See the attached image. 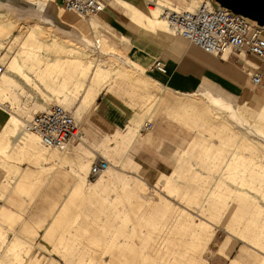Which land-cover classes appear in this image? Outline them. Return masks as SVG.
I'll use <instances>...</instances> for the list:
<instances>
[{
    "label": "bare ground",
    "instance_id": "bare-ground-1",
    "mask_svg": "<svg viewBox=\"0 0 264 264\" xmlns=\"http://www.w3.org/2000/svg\"><path fill=\"white\" fill-rule=\"evenodd\" d=\"M117 1L129 12L131 21L149 31L153 30L152 32L160 34L167 41L173 40L171 35H174L167 22L161 18V11L163 8L175 11L174 8H167V4L155 0L146 15L128 2ZM202 1L191 0L186 4L185 10L195 8L196 4ZM239 4L240 1L237 0L234 7H238ZM0 14L3 16L4 12L0 11ZM4 17L6 18L5 15ZM4 17L2 19H5ZM10 20L0 19V58H2V50L6 53L9 49L3 45V40L13 39L10 34L13 19ZM79 24L81 30L84 29L82 32L85 33L88 28L89 32L94 35L92 37H95L92 42L96 40L105 50L106 42L104 43L101 35L97 33L96 21H88L86 28L83 23ZM43 32V27L36 23L31 26L17 53L11 55L4 63L5 70L0 76V128L7 136V142L0 146V156L3 158L10 157V160L20 161L25 157V161L33 160L41 165V162L47 164L53 159L50 157L52 155L47 153L50 150L48 151L39 143L37 135L24 130L26 119L20 118L5 106L6 100L11 95L10 91L16 88V77L23 83L32 85V88L33 86L37 89L42 87L45 91L47 89L50 92H46L44 102H53L54 105L66 109L73 103V99L68 97V92L79 94L82 91L72 113L73 117L78 120H83L84 115L94 105V99L116 78H126L140 88L148 98L149 108L155 101L163 99L164 91L170 92L140 72L133 62L129 73L126 69H122L121 65L119 66L116 58L111 63L118 64V66L108 67L103 65L102 61L98 62L99 60L92 56L93 51L87 46L77 45L69 39L52 36L49 37L48 42L44 43L41 39ZM82 39L90 43L85 36H82ZM41 48H47V51L50 50L57 54L52 58H43L38 55L39 50L37 51ZM106 53L111 58L115 57L113 53L110 55L109 52ZM226 56L224 53L223 58ZM122 65L125 66V64ZM40 93L43 96L44 92ZM181 96L184 98L168 100L171 103L170 114L187 130H194L195 135L187 143L186 148L179 153L173 170L167 175L157 173L152 187V191L158 196L157 201L143 198L142 195L147 191L143 182L145 177L128 176L123 173L121 184L111 185L110 176L112 175H107L111 168L109 166L104 175L101 174L99 179L97 178L98 180L88 183L86 175L83 177L91 163L90 157L86 154L90 153L93 159L97 157L96 152L88 150L83 145L80 136L76 146L71 145L69 148V144L63 152L52 150L53 153H64L62 157L55 156L59 158L61 165H68L72 176H76L75 181L67 176V179L75 183V187L72 192L73 196H70L69 203L63 205V209L77 201L78 195H82L83 201L76 208L72 223L75 225L82 218L86 221V217L92 214L93 220L89 222L91 227L94 226L103 232L99 235L79 234L80 238L72 240L66 235L50 231L54 235L48 233L44 237L51 238V245L56 247L54 250H43L42 253L47 255L56 253L60 260L56 262L52 256H48L44 264H206L208 258L201 260L199 257L200 259H197L196 255L207 251V245L214 236L213 221H222L223 226L230 232H226L227 234L241 240L255 253H261L257 264H264V208L259 203L260 198L264 201V164L260 158L255 160L242 153V151L256 149L255 143L250 140L248 134H264V104L249 107L245 101H241L234 108L232 103L221 95L207 90ZM37 107L39 110L44 109L41 104ZM167 116L170 118V115ZM235 126L239 128L235 130ZM136 136L137 131L131 126H127L123 133L115 129L111 138L108 137L102 145L112 140L118 142L117 155L121 154L126 164H134L147 175L145 167L126 158L123 154ZM197 163L203 169L208 170V173L197 172L195 167ZM48 164L49 168L55 165ZM44 168L47 169V166ZM210 172L215 173V176H211ZM58 173L62 174L60 171L56 172ZM117 173L121 174V172ZM160 179L164 180L163 190L167 196L173 195L181 200L183 203L181 207L171 204L161 196L157 188ZM227 181L238 185L237 190L231 189L234 186L229 188ZM63 183L62 181L61 186ZM51 184L54 189L55 182ZM106 191H115V194L107 199L104 195ZM126 203H134L141 208L137 217L132 221L133 225L129 227L131 233L128 234L124 230V222L132 218L135 210L131 206H126ZM85 206L87 211H85ZM106 215L110 217V220L105 218L103 221L102 217ZM80 216L83 217L79 219ZM56 217L59 221L62 215L58 214ZM114 218L119 219L117 223H113ZM6 219H10V215L0 207V264H25V262L40 264L39 256L29 249L33 243L21 236L20 232L32 233V238L43 228V222L39 220L32 226L33 224L28 223L26 219L20 230L16 232L6 228L3 224L8 225ZM79 224L76 228L80 232L87 231ZM108 230L109 233H107ZM88 238L89 241L85 242L84 239ZM158 245L163 249L158 250L156 248ZM95 247H100V249H94ZM99 250L103 256L99 255Z\"/></svg>",
    "mask_w": 264,
    "mask_h": 264
},
{
    "label": "rangeland",
    "instance_id": "rangeland-1",
    "mask_svg": "<svg viewBox=\"0 0 264 264\" xmlns=\"http://www.w3.org/2000/svg\"><path fill=\"white\" fill-rule=\"evenodd\" d=\"M62 1L63 0H33V1L32 0H0V11L1 13L4 12L3 16L2 14H0V19L1 20L13 19L12 21L13 27L10 31V34L11 36H13V39L6 38L3 40L4 41L3 45L5 47L6 46L9 47L8 52L6 53H5V50H2V54H1L2 58H0V65H2L4 70H5L4 63L7 62L8 58L11 55H14L15 53H17L18 49L20 48L19 47L20 44L23 42L26 34L29 32V28L36 23L37 25L43 27L44 32H43L42 38L41 37L40 38L44 41V43L48 42L47 40L49 39V37H52V36H56L57 38H61V39H64V38L69 39L73 41L74 43H76L77 45L85 46V47L87 46L89 49H91L93 51L92 56L96 57L99 60L98 62L102 61L103 65L105 66H108V67L118 66V64L114 65L111 63L112 61L114 62V59L116 58V61L119 62V66L121 65L122 69H126L127 72L129 73L131 69L130 68L131 63L133 61H138L140 62L139 64L141 65L139 71L145 75H148V73L146 72L148 65L146 64L144 65L141 63L140 61L141 53H139L137 49H132L130 43H126L122 41L119 38L118 34L114 33L113 31L105 27L98 20L97 16H90L87 18H82V17L77 16L74 13L64 12L61 7ZM122 1L128 2L132 4L133 6H136V8L141 10L144 14L148 15L146 7L144 5L145 0H122ZM224 1H227L231 3L232 5L237 2V0H224ZM102 2L105 8L108 7L109 9L114 10V11L118 10V17H119L118 20L122 24L130 28L134 33L132 34L131 37L132 38L135 37L139 30L138 28L136 29L133 28V25L129 21L130 18L126 14V10L123 7L119 6V4H117V0H102ZM159 2L165 5L167 4L166 5L167 8L176 7L180 10H183V9H186V4L188 2H191V0H160ZM197 5L198 4H196V6ZM4 15L6 16V18L4 17ZM3 17L5 19H2ZM90 20L96 21L98 25L97 33L101 35V38H103L104 43L106 42L105 50H103L104 48L102 46L100 47L99 52H97V50L92 49V44H93L92 40L95 37H92L93 34L89 32L88 28H86L87 23ZM79 23H83L84 27L86 26L85 28L87 32L86 31L85 33L82 32L84 29L81 30V28L79 27L80 25ZM167 32H169V30ZM148 35H150V38L152 39H157L156 36H154V34L149 33ZM82 36H85V38L88 39L91 44L83 40ZM171 37L175 39L176 36L174 37L171 35ZM6 41H8V43H6ZM47 50H48L47 48L37 49L38 55H40L43 58H52L55 54H57L53 51L50 52V50L49 51ZM106 52H109V55L110 53H113L115 57L114 58L112 57L113 58L112 59L111 56H108V53ZM230 56L235 57L233 55H230ZM251 58L253 57L241 58L242 63L245 62L247 65L254 68L256 63L253 62ZM122 64H125V66ZM16 80H17V85L15 86L16 88L14 87L15 89L10 91L11 95L9 96V99L6 100L5 106L7 109L14 112L20 118L26 119V121H28L33 114H38L44 111L45 109L54 105L53 102H48V103L44 102V99H45L44 96L45 94H47L46 92L48 93L50 92L47 89L45 91V89H43L42 87H40V89H37L34 86L32 88V85L23 83L18 77H16ZM110 84L112 85V88L110 89L108 87L104 88L99 98L104 95L109 96L114 102L124 107V109L126 110L125 112L127 116L129 117L128 123L126 124L124 128H121L119 130L120 133H123L126 130L127 126H131L136 129L137 131L136 139L137 141H139L141 137L144 136V134L146 135L148 133L150 134L151 132H155L156 130L160 129V126H162L164 129L168 130V132L169 131L171 132V133H168L170 136V139L172 140V142L170 143L172 144L171 147L174 148V152L176 153L181 151L183 148H185L187 143L190 142L192 137H194L195 135L194 130H190V129L187 130V128H185V126L180 121H177V119H175L170 114L169 107L171 103L168 100L184 98L180 94L164 91L163 99L155 101L154 104L149 108L147 96L146 98H143L142 92L138 89H135L126 78H116ZM28 85L31 87H29ZM41 91L44 92L43 96L40 93ZM68 93H69L68 97L73 99V103L69 105L67 109L66 108L64 109L67 110L70 114H72L79 98L81 97L82 91L79 94H74V92L72 91H69ZM195 97L197 98L199 96H195ZM96 98L94 99V103L97 102L99 99L98 98L96 101ZM223 98L229 101L230 103H232L234 108H236L237 104L240 103V102L230 101V100L236 101V99L229 98L230 99L229 100L225 97ZM39 104L44 106L43 110H39V108L37 107V105ZM248 106L252 107L251 105H248ZM89 114L86 116V123H87L89 130H91L90 131L91 134L87 136L83 133V129H82L83 120L82 119L78 120L77 118H74L75 121L77 120L76 123L78 124L79 136H83L82 138L86 139L88 144L90 145L92 144V148L96 152L97 158H99L98 156H100L106 162H108V166L111 168L109 169V173L107 175L109 174L112 175L110 176L111 185L121 184L124 174L128 176L136 175V176L145 177L143 182L145 186L147 187V191L142 196L145 200L151 199L153 201H157L158 196L155 195L154 192L152 191L153 181L155 177L157 176L158 171L167 174L173 170L175 166L174 152H172V154L168 153V156L160 155L158 153H155L152 150H148V148L145 147L146 145L144 146V144H141L143 146L141 145L139 147L136 146L137 142H135V144L130 146L128 149H126L125 150L126 152L124 151L125 153H123L125 154L126 158H129L134 162L139 161L140 163L145 165L147 169L146 170L147 175H145L143 172H141L138 169V167L134 166V164L132 163L126 164L125 163L126 161L124 157L121 156V154L117 155V150L119 146L118 142H114L112 140L109 142L110 144L105 143L106 145L105 144L102 145L98 143V139H100L102 136H99L98 133L92 127H90V124L88 123ZM167 115H170V118ZM146 123H149L151 125V129L148 131H144L141 129L142 126H144V124ZM235 127H236L235 130L239 128L238 126H235ZM110 134L111 132H108V134L103 135V137L104 136L109 137ZM248 136L250 140L255 143L256 149L251 150V151L250 150L242 151V153L244 155H249L253 157L255 160L260 158V160L264 164V134L251 133V134H248ZM5 142H7V136L3 134L2 128H0V146L4 144ZM78 142H79L78 140H75L74 142L70 144L69 148L71 147V145L76 146ZM214 142L217 143L216 140H214ZM51 151L52 150H50L47 153H49L48 155L51 154L52 156L50 157L53 159L50 160L48 163H52L55 165L49 168L48 163L44 164L43 162H41L42 167H43V173H44L42 177L43 181H41V184L35 190H33L32 188L12 190L11 187L14 185V182L16 181V179L20 176L19 173L21 169L19 165L26 163L28 167L31 166L32 168L34 167L39 168L41 167V165L38 164V162H35L33 160L29 162L28 160L25 161V157H24V159H21L20 161H17V159H15V162L11 165L10 162H13V161L10 160V157L3 158L2 156H0V184L4 182L3 184H5L6 186L4 191H0L2 192L0 193V206H5L8 209L12 210L13 212L17 213V214L8 213V215H10V219H6L8 221L7 223L10 224V227L13 224L12 225L13 228L20 227L22 219H27L26 221L28 223L33 224L32 226H34L35 222L39 220H41L44 225H47L49 223L47 225L48 227L47 229H44L43 227L39 232H37V234L32 236V238H31L32 233L27 234V233L20 232L21 236H24L25 239L33 243L34 246L32 245L31 247H29V249L32 252H36V256H39L40 264H44V260L48 258V256H52V258L56 260V262L60 260L59 255L56 253L52 255L50 254L47 255V254L42 253L43 250L44 251H48L50 249L54 250L56 247V246L53 247L51 245L52 244L51 243L52 240H50L51 238L47 239V237H44V235H47L48 233L50 235L51 234L54 235L53 233H50V231L58 233L60 235H66L67 237H70L72 240L76 238H80L79 234L99 235L101 234L100 232H103V230L99 231V229L95 228L94 226H92L93 228L91 227V224L89 222L93 220L92 214L86 217V221L84 218H82L83 216H80L79 219L80 218L82 219H80L78 223H75V225L74 223H72L75 217L74 213L69 218L62 216L59 219V221L57 220L56 216L52 218V213L56 212L58 205L67 196L69 189L71 187L72 180L75 181L76 176H72L70 174L71 172H70L68 165L60 164L58 157L60 156L62 157L64 153L55 152L56 153L55 154L53 153V151L52 152ZM141 152L150 153L151 156L158 158V160L161 163H163L166 168H163V169L160 167L157 168L158 165H154L152 164V162L148 161L145 157L141 155ZM83 154H86V153H83ZM55 155H57L58 157ZM86 155L90 157L89 160L91 163L97 159V158L93 159V156L90 155V153L88 152ZM118 156H120V158ZM113 161L115 164L113 163ZM44 166H47V169H45ZM195 167H196V171L199 172L200 174L208 173V170L203 169L198 163ZM121 169L123 171H121ZM88 170H89V166H88ZM3 171H4V174H2ZM57 171L62 172V174L61 173H58L59 175L56 174ZM117 172H121V174H118ZM87 173L88 171L84 172L83 177L86 175V180L88 183H92L95 180L99 179L98 178L99 176L90 179L87 176L88 175ZM210 173H211V176H215V173H212V172ZM102 175H104V173ZM54 176L55 178H53ZM62 176L63 177L65 176V178H63ZM67 176L70 177L72 180L69 178L67 179ZM114 176H116V178H114ZM58 177L60 178L58 179ZM49 179L50 180L52 179V180L50 181ZM55 179H58V180H55ZM61 180L64 182L62 186H61L62 184ZM49 181H50L49 183L50 185L47 184ZM53 181L55 182V185L53 187L54 189H52L53 185L51 184V183H54ZM177 181L179 182L181 180H177ZM159 182L160 183L159 185H157V188L161 196L167 201H169L171 204L181 207V205L183 204L181 200L174 197L173 195L167 196V193L163 190L164 180L160 179ZM57 183L58 184L60 183V185H58ZM178 184H181V182ZM226 184L228 185L229 188L234 186L231 188L232 190L233 188L237 190L238 185L232 184L230 181H227ZM25 185L26 186L23 185V187H26V188L29 187L27 184ZM66 185L67 187H65ZM55 188H58V189L55 190ZM113 194H115V191H106L104 193L107 199L110 196H113ZM80 196H81V199H83L82 195ZM259 201H260L259 202L260 205L264 208V203H262L264 201L261 198ZM74 206L75 205L71 206L70 209L73 210ZM126 206L128 207L131 206V208L135 210V212L132 213V218L124 222L125 223L124 230L128 234V233H131L129 227L133 225L132 221H134V219L137 217V215L139 214V210L141 208L138 207V205L134 203L133 204L126 203ZM82 208H84V206ZM85 209H86V206H85ZM49 211H51V213H49ZM85 211H87V209ZM95 215L96 214H94V216ZM28 218L30 219L29 221H28ZM102 218L104 221L105 218L109 219L110 217H107L106 215V216H103ZM117 220L119 219L114 218L113 223H117L116 222ZM213 222H214V225H213L214 236L212 240L209 242V244L207 245V249H206L207 251L205 252L203 251L201 254L196 255L197 259L201 258L202 260L204 258H208L207 259L208 260L207 264H208L210 259L217 253V250L218 252H220V250H224V252H220V254L226 256L228 259H231V261L236 259L237 257H240L241 264H257V261L261 257V253H255L254 251L250 250L243 242H241V240L239 241L236 238L227 234L230 232H228V229L225 226H223L222 221H219V222L213 221ZM3 224L5 225L6 223H3ZM77 224L85 227L87 231L80 232L76 228ZM120 224H121V221H120ZM219 227L222 228V230ZM107 233H109V230L107 231ZM122 233H123V228H122ZM74 235H76L77 237ZM84 240L85 242L87 240L89 241V238L84 239ZM120 240H122V238ZM156 248H158V250L163 249L162 246L160 245H158V247ZM94 249L98 250L100 249V247H95ZM40 252L42 254H40ZM100 253L101 252L99 250V255L103 256V254H100ZM27 263L28 262H25V264ZM231 263L232 262H230V264Z\"/></svg>",
    "mask_w": 264,
    "mask_h": 264
},
{
    "label": "crops",
    "instance_id": "crops-1",
    "mask_svg": "<svg viewBox=\"0 0 264 264\" xmlns=\"http://www.w3.org/2000/svg\"><path fill=\"white\" fill-rule=\"evenodd\" d=\"M117 4H119L118 1ZM107 8L104 6L96 14L98 20L105 27L118 34L122 41L130 43L132 49H137L139 53H141V63L148 65L146 69L148 75L146 76L162 88H166L170 92L181 95H190L207 90L214 94L221 95L227 99H236V101L229 99L231 102L245 101L247 105H251L252 107L264 104V64L256 58L251 59L256 63L255 67L262 76V82L260 85L254 86L251 84L250 78L247 74L249 69L242 63L241 58L230 56L228 60H222L217 56L208 54L189 44V42L179 36H176L172 41H167L162 38L160 34L149 31L145 29V27L138 25L129 19L133 25V28H138L139 30L136 36L132 38L131 36L134 34L133 31L118 20V10L114 11ZM124 9L126 10V8ZM126 14L130 16L127 10ZM149 33L154 34L157 39L150 38V35H148ZM155 60H159L164 64L165 73H159L157 71L151 70L152 63ZM133 63H135L138 66V69H140V62L133 61ZM130 84L135 89L140 90L142 92L143 98H146L145 93L140 88L136 87L131 82ZM107 87L110 89L112 88V85L109 84L105 88ZM102 92L103 90L97 96L96 101ZM125 111L126 110L124 107L114 102L109 96H101L84 115L82 123L83 133L86 136L91 134V130H89L86 123V116L90 113L88 116V123L90 124V127H92L99 136H102L100 139H98V143L102 144L106 142L108 137H103V135L108 134V132H111L112 134L115 129L120 130L128 123L129 117ZM168 133L171 132H168V130L160 126V129L156 130L155 132H151L150 134L148 133L146 135L144 134V136L141 137L139 141H137L135 138L130 146L137 142L136 146L138 147L141 144H144L148 150H152L160 155L168 156V153L172 154V152H174V148L171 147L172 144L170 143L172 140L170 139ZM111 134L109 137H111ZM82 137L83 136H80L83 141V145L86 146L88 150L94 151L92 144H88L86 139ZM181 151L177 153L174 152L175 161ZM141 155L148 161L152 162V164L158 165L157 168H166L164 164L158 160V158L151 156L150 153L141 152ZM12 161L13 162H10L11 165L15 162V159H12ZM135 162L140 166L145 167V165L139 161ZM19 167L21 169L19 173L20 176L16 179L11 189L21 190L32 188L35 190L38 188L41 184V181H43L42 165L39 168H32L31 166L28 167L26 163H23L22 165H19ZM158 172L165 175L170 173L169 172L166 174L160 171ZM2 174H4V171ZM3 183L0 184V191H4L6 188L5 184ZM25 184H27L29 187H23V185L26 186ZM74 185L75 183L71 184L67 196L58 205L56 212L52 213V218L58 214L69 218L75 212L76 208L80 206V203H82L83 199H81V196L78 195L76 197L77 201L71 203L68 208L63 209V205L65 203H69L68 201H70V196L72 195V192H74ZM73 205L75 206L72 210L70 208ZM83 206L84 205H82V207ZM0 207L3 209V211H5V213L17 214L5 206ZM49 213H51V211H49ZM25 220L26 219H22L21 225L18 228H13V224L11 225V228L9 223L8 225H5L8 230H15L17 232L20 230ZM47 225L43 226L44 229L48 228ZM10 235L11 234L9 233V237ZM220 252H224V250H220ZM220 252L217 250V253L210 259L208 264H230V262H232L231 264H241L240 257H237L231 261V259H228L226 256L220 254Z\"/></svg>",
    "mask_w": 264,
    "mask_h": 264
},
{
    "label": "built area",
    "instance_id": "built-area-1",
    "mask_svg": "<svg viewBox=\"0 0 264 264\" xmlns=\"http://www.w3.org/2000/svg\"><path fill=\"white\" fill-rule=\"evenodd\" d=\"M154 2L145 0L146 10ZM61 7L64 12L87 18L96 16L104 6L102 0H63ZM173 8L175 11L163 8L161 18L167 22L174 36L182 37L189 44L222 60H228L233 55L236 58L253 57L264 64V25L260 26L256 20L232 11L219 0H203L191 10ZM92 49L99 52L100 45L96 40ZM224 53L227 55L225 58ZM243 64L249 69L247 74L251 84L260 85L262 76L258 69L245 62ZM3 70L0 65V76ZM151 70L165 73L164 64L159 60L152 63ZM141 129L148 131L151 125L146 123ZM24 130L34 132L45 149L59 152L65 151L79 137L78 124L72 114L57 105L33 114L26 121ZM107 168L108 162L99 157L90 164L88 177H98Z\"/></svg>",
    "mask_w": 264,
    "mask_h": 264
},
{
    "label": "water",
    "instance_id": "water-1",
    "mask_svg": "<svg viewBox=\"0 0 264 264\" xmlns=\"http://www.w3.org/2000/svg\"><path fill=\"white\" fill-rule=\"evenodd\" d=\"M239 1L240 4L238 7H234V4L232 5L229 2L220 0L221 3L230 7L232 11L249 17L252 20H256L260 26L264 25V0H238V2Z\"/></svg>",
    "mask_w": 264,
    "mask_h": 264
}]
</instances>
